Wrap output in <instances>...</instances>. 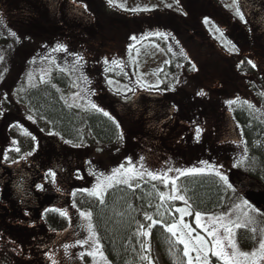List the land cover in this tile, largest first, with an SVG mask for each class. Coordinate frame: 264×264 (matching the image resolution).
I'll use <instances>...</instances> for the list:
<instances>
[{
    "label": "trees",
    "instance_id": "1",
    "mask_svg": "<svg viewBox=\"0 0 264 264\" xmlns=\"http://www.w3.org/2000/svg\"><path fill=\"white\" fill-rule=\"evenodd\" d=\"M73 1L86 7L81 0ZM94 3L88 5L100 9L93 11L88 8L90 6H87L86 11L89 14L100 13L101 19L95 18V14L94 18L96 21L101 20L106 25L107 31L116 32L113 27L119 31L122 26L123 32L119 31L120 35L116 33L115 35L120 36V39H125L128 54L133 48L129 45V40L134 35L143 33V29H164V35L147 34L146 36L141 35L139 39L156 44L167 57L164 69L157 75L161 81V89L166 94L162 96L174 110L175 126L187 130L175 142H172L175 151L183 148L184 154L198 153L199 158L204 156L218 160L222 157V163L232 165L231 172L237 181L239 178L251 179L264 189V120L253 111L252 107H249L250 103L236 100V97L233 99L219 98L222 92L218 91L225 80L215 78L216 73L213 70L220 69L225 76H228L227 80L231 79L225 69L226 66L230 68L224 63L226 54L209 45L200 22L194 21V19L198 20V14H192L191 6H188L187 1L181 3L187 18L184 15L174 16L173 13L168 12L163 14L152 12L146 15L145 23L136 21L137 26L133 25V20L124 25V22L112 19L113 16L110 14H108L109 18H105L106 14L104 15L101 11L102 4L99 2L97 5L95 0ZM6 16L0 15V17H5L3 22L0 20L1 27L8 28L9 31L18 33L17 35L20 36L16 38L14 35L15 39L11 34L0 36V57H3L0 59V118L4 116L10 118L3 119L1 139L6 142L11 141L16 149V151H10L6 157L7 161L15 160L20 154L30 152L35 147L33 133L25 125L26 123L24 124L25 118L21 115L22 113L33 119V124L30 123L32 128L60 139L70 148L96 153L98 162L105 164L104 166H108L107 161L110 155L112 156L111 152L116 151L118 154L123 146L126 150L128 148L132 150L131 146H134L138 153L141 152L140 147L143 143L146 146L151 143L145 133L136 132L139 135L137 147L132 135L133 126L129 122L126 131L122 132L119 123L122 110L113 107L114 114H110L105 109L96 111L93 108L86 110L74 106L69 107L68 105L72 104L67 101V96L72 86V77L60 64H53V69L44 82H38L35 85L17 83L16 79L9 74L6 66L9 63L22 69L28 61L23 56L30 52L20 34L30 32L34 37L45 39L44 42L55 48L58 54L59 47L57 48L54 45L55 42L51 40L53 37L59 39L63 32L55 29L46 14L41 17L42 19L28 16L29 23L21 19L22 21H19L21 24L18 26L10 22L12 21L11 16L8 14ZM51 28H53L52 32ZM40 30L42 32H39ZM14 40L15 44L12 45L11 42ZM191 42L193 45L196 43V46L192 47ZM105 52L109 53V50ZM258 52L264 54V50L260 49ZM94 53L92 65L95 66L89 62L84 63L89 70L85 82L89 94L94 92L93 85L96 86L95 93H108L103 84L107 78L120 82L126 81L127 78L123 79L118 73L112 71L113 63L108 55L100 57L97 50ZM99 65L102 66L100 72H97ZM193 65H195L194 69ZM252 65L248 59L241 60L237 63V70L249 78L244 87L248 95L252 96L251 100L256 101L259 95L264 94V81ZM201 67H204V72L200 69ZM129 68L131 67H126V70L131 83L127 84L131 91L137 93L140 85L134 82L132 71ZM93 77L97 82H94ZM202 90L205 95H197ZM226 94L227 91H223L222 97L227 96ZM229 101L236 102L229 103ZM183 108H186L185 114L182 113ZM207 108L211 109L212 116H202L201 111ZM103 112H107L111 119ZM228 119L238 130V136L235 139L223 136L228 133ZM197 129L200 130L199 135H197ZM158 142L161 145L166 140ZM4 144L0 140V147ZM142 151L145 154L149 152L147 148ZM179 155L182 154L178 153ZM240 161L243 162L238 163ZM176 188L187 203L169 199L162 201L160 193H164L165 186L161 181L142 178L130 184H116L108 188L103 193V203L89 193L75 192L72 196V204L80 211L91 213L90 219L108 264H150V262L157 264L152 253L153 249L158 252L163 264H187V259L183 255V245L177 243L176 238L164 227L176 221L178 213L176 209L186 206L191 215L196 212L202 215L222 214L238 204L242 200L243 193L237 186L228 187L213 173L179 175L176 179ZM146 214L160 223L152 224L151 220L145 218ZM44 223L49 230L60 232L67 227L68 220L59 212H52L45 216ZM149 225L152 227L149 228ZM142 231L150 234L144 236L141 234ZM11 241H17V239L12 238ZM236 242L241 249L251 250L257 244L258 239L249 229L242 227L237 231ZM14 247L17 248V245ZM14 251L16 252L12 249L13 253ZM47 258L48 262L54 264L49 257ZM210 260V264H223L214 257H210ZM3 263L14 264L13 260L9 259Z\"/></svg>",
    "mask_w": 264,
    "mask_h": 264
},
{
    "label": "rangeland",
    "instance_id": "2",
    "mask_svg": "<svg viewBox=\"0 0 264 264\" xmlns=\"http://www.w3.org/2000/svg\"><path fill=\"white\" fill-rule=\"evenodd\" d=\"M81 1L84 2L86 7L75 3L73 0H0V15L4 14V16H6V14H8L13 21L10 22L18 26L21 24L19 21L22 20H27L29 23L30 18L28 16L42 19L41 17L46 14V16L51 19L49 22L55 26V29L63 32L59 39L53 37L51 40L55 42L54 45L57 48L63 46L58 54L55 48H52L48 43L44 42L45 39L42 40L40 37H34L30 32H28V34H20L28 47V52H30L23 56L25 59L27 58L28 61L25 62V66L22 69L16 65L12 66L9 63L6 66L9 69V74L16 79L17 83L23 82V84L35 85L41 82L42 77L44 81L49 76L53 69V64H60L72 77V86L67 96V101L70 104L74 107L86 110L92 108L91 104H96L100 109H105L110 114H114L112 112L113 107L122 110L119 122L123 130L122 132L126 131L129 122L133 126L132 135L137 147L138 132L140 134L145 133L148 137L147 139L151 141L148 146L144 143L141 146L143 149L147 148V151H149L148 154L143 153L141 147V152L137 153L134 146H131L132 150L130 148L126 150L123 146L122 149L118 151V154L116 151L111 152L112 156L110 155V159L107 161L108 166H104L105 164H100L98 162L96 153L87 151L80 152L79 156H81V159H86L88 167L93 171L91 172L89 180H82L81 188L83 191L90 194V192L104 180V177L112 175L113 170L117 169L120 165H124L125 169L131 166L137 171H152L162 176L165 180H168L166 185L164 180L157 179L165 186L164 194L166 197L173 195L171 181L174 179L176 184V179L179 176V173L175 171L177 168L181 170L205 168V173H209L207 165L215 166L216 170L229 178V183L232 185V188H235L238 181L243 179L239 178L238 181L236 180L231 172L233 168L232 165L222 163V157L218 158V160L213 157L207 158L204 156L199 158L198 153L184 154L183 148L177 149V152L182 154L178 156V153L175 151L174 143L172 144V142H175L187 130L175 126L174 110H172L168 102L162 96L166 94L161 89V81L157 75L164 69L167 63V57L164 51L156 44L140 41L139 39L141 35L164 34V29L157 28V31L155 28H148L143 29V33L141 32V34L134 35L133 37L136 39L129 40V45L133 48L131 53L128 54V49L126 50L125 47V39H120V36H116L120 35V32H123L121 30L122 26H120V32L116 27H113L116 32L107 31L106 25L101 20H95V18L101 19L100 13L96 12L89 14L86 11L87 6H90L88 4H93L94 0ZM95 1H97V5L99 2L102 4L101 11L104 15L106 14L104 16L105 18H109L108 14H110L113 16L112 19L124 22V25L133 20V25L135 26H137L136 21L145 23L147 20L146 15L152 12H160L162 14L168 12L170 14L173 13L174 16L184 15L187 18L185 9H183V5H181L183 1H187L188 6H191L192 14H198V20L194 19V21L200 22L209 45H211L212 48L222 50V53L226 54V59L222 60L226 61L224 63L228 64L230 67L228 68L226 66L225 69L226 72L230 74L231 79L227 80L228 76H225L220 69L213 70V72L216 73L215 78H223L225 80L223 86L219 88L220 91L218 92H222L219 98L223 99L230 97L233 99L236 97V100L246 101L252 105L253 111L264 120V94L262 93L259 95L256 101L251 100L252 96L248 95L244 87L246 82L249 81V78L240 74L237 70V63L241 60L248 59L252 62L251 64L255 65L257 74H259L264 81V54L258 52V48H260L259 46L262 45V42L257 41L255 38L256 34L260 32L257 27H259L260 22H264V0H113L111 5H109L108 0ZM168 5H171V7ZM88 8L93 11L100 9H97L95 6H90ZM134 9L136 11H134ZM237 10L243 15V20L236 14ZM260 12H262L263 15L261 16V21L258 22L259 20H257L256 17ZM94 14L96 15L95 18ZM0 18L2 22L5 19V17ZM205 18H207V23H205ZM188 21L191 22L192 20ZM254 25H256L255 29ZM52 29L53 28L50 29L51 32ZM217 29H219V31H217ZM39 32H42V30ZM43 33H45V31ZM113 33L114 35L116 33V35L114 36ZM4 34L12 35V32L9 31L8 28L5 29L1 27L0 24V36L3 37L5 36ZM17 34L18 33L15 34L16 38L19 36ZM12 38L15 39L14 35ZM11 44H15V40L12 41ZM191 46H196V43L194 45L192 43ZM251 46H254V48ZM96 50L100 53V57L108 55L112 61H116L117 63L115 64L112 62V71L116 74L118 73L123 79L127 78L126 81L124 80L125 82H120L112 78H107L103 81L107 92L115 98V101L106 96L108 93H95V85L92 86L94 90L92 94L88 93L85 86L86 76L89 75V70L84 63L89 62L92 65V60L95 56L94 52ZM105 50H109V53H106ZM81 57L82 59H79ZM31 60L34 61L29 63ZM99 66L97 72H100L99 70L102 65ZM128 66L131 67L129 69L132 71L134 82L140 85L137 93L131 91L129 84H127L131 83L127 76L128 72L126 67ZM200 69L204 72V67ZM101 77L102 76H100V78ZM93 80L97 82L95 77H93ZM223 91H227V96L222 97ZM145 106L152 108L153 111H144ZM185 109L186 108L182 109L183 114L186 113ZM201 114L202 116L213 115L210 108L202 110ZM21 115L25 118L23 120L24 124L26 123L25 125L28 128L29 126L32 127L33 119L24 113ZM4 118L7 120L10 119L5 116ZM30 123L32 124L30 125ZM34 130L36 131L37 129L34 128ZM227 131L228 133L226 135L223 134L226 138L235 139V137L238 136V130L229 119ZM2 137L3 134H0V140L5 143L0 147V162H9L6 160V157L10 154V151H16L15 144L11 143V141H4L1 139ZM163 139H165L166 142L160 145L158 141ZM175 156L178 157L175 158ZM201 161H206L207 165L202 164ZM141 165H143V168ZM121 171L123 172V169ZM79 174L80 172L77 170L76 175ZM101 174H103V176ZM142 178L148 179L150 177L144 175ZM142 178L137 176L129 179L128 184ZM117 179L123 180L127 179V177L119 175ZM104 182L107 183V181ZM116 184L125 183L113 182L112 186ZM107 189L108 188H106V190ZM175 195L180 196L177 188ZM244 201L248 203L244 204ZM237 205H239V207H237ZM180 208L189 211L186 206H181ZM57 211L67 214L64 216L68 220L69 228L66 231L67 235L65 238L47 235V237L39 241L37 239H25V237L22 236V238H18L17 241L0 243V264H4L3 262H7L8 259L10 261L13 260L14 264H51L47 261V257H49L54 264H108L104 256L100 255L102 251L91 219H86L80 215L81 212L85 211L76 209L71 202L61 206ZM225 213H230V216H225V221L231 219L233 221L239 220L243 222L249 217L252 218L254 223L245 228L249 229L253 235L257 236V244L251 250H243L236 242V235L235 242L240 251L250 253L257 250L260 240L264 239V211L245 197V195H242V200ZM245 214H247V216H245ZM220 215L221 214L202 215L201 223L211 229L214 225L209 218ZM175 219L176 221L174 223H178L179 226L181 213L178 212ZM183 222L189 224L194 229L193 235L199 234L206 239H211L207 236V232L204 228L196 227L195 214L184 215ZM90 224L91 228H89ZM79 225L81 228L76 229ZM253 229H256V231H253ZM238 230L239 229H234L236 234ZM219 234L223 236L222 229L219 230ZM78 241L83 243H78ZM224 243L227 244V241ZM14 245H17V248H15ZM65 245L69 247L66 249L64 247ZM12 249H15L16 252L14 251L13 253ZM226 251L230 252L231 249L226 248ZM93 252H95V255L89 254ZM152 253L155 262L157 264H163L155 249L152 250ZM190 255L193 258V264H196L194 258L197 254L192 252ZM210 257L214 256H211V253H209V259ZM186 259L188 260L187 257ZM260 264H264V261H261Z\"/></svg>",
    "mask_w": 264,
    "mask_h": 264
},
{
    "label": "flooded vegetation",
    "instance_id": "3",
    "mask_svg": "<svg viewBox=\"0 0 264 264\" xmlns=\"http://www.w3.org/2000/svg\"><path fill=\"white\" fill-rule=\"evenodd\" d=\"M262 15L260 12L256 17L258 22ZM257 28L261 33L256 34L255 38L262 42V45H258L260 48H257L263 51L264 22H260ZM106 96L115 101L113 96ZM147 110L152 108L145 106L144 111ZM3 125V118H0V134L3 132ZM29 128L34 137V149L20 154L15 160L0 162V243L22 236L39 241L47 235L65 238L69 224L64 230L54 232L45 226L44 218L49 213L59 212L57 210L61 206L72 203L75 192L87 193L81 188V182L90 179L91 171L86 159L79 156L83 150L70 148L52 135L35 131L31 126ZM3 166H11L15 170L6 173ZM77 170L79 175H76ZM50 171L55 173V180L48 174ZM51 195H57L58 202L54 206L46 205L38 209ZM80 228V225L76 227Z\"/></svg>",
    "mask_w": 264,
    "mask_h": 264
},
{
    "label": "snow or ice",
    "instance_id": "4",
    "mask_svg": "<svg viewBox=\"0 0 264 264\" xmlns=\"http://www.w3.org/2000/svg\"><path fill=\"white\" fill-rule=\"evenodd\" d=\"M109 5L113 3V0H108ZM171 7V5H168ZM146 10V9H145ZM134 11H136L134 9ZM237 15L240 16V18L243 20V15L237 10ZM205 23H207V18H205ZM219 31V29H217ZM12 35H15V33H12ZM156 35H164L163 33H156ZM131 39H136L135 37H132ZM63 46H60L57 50H60ZM0 59H3V57H0ZM79 59H82L79 58ZM107 63V61H105ZM114 64L117 63L116 61H112ZM251 64L252 62L249 61ZM255 67V65H252ZM195 68V65H193V69ZM41 82L43 81V77L41 78ZM111 83V82H110ZM197 95H205V93L202 91L198 92ZM236 101H229V103H235ZM245 103H247L245 101ZM69 107H72L73 105H68ZM91 107L95 109L96 111H103L100 109L96 104H91ZM249 107L251 108L252 105L249 104ZM105 116H109L107 112H103ZM111 119V117L109 116ZM119 127V125H117ZM199 129H197V135H199ZM27 134V133H26ZM18 150V149H17ZM31 155V153H29ZM143 159V158H141ZM243 161H240L238 163H242ZM130 163V161H129ZM202 164L207 165L206 161H201ZM236 167L237 165H233ZM143 168V165H141ZM123 169V172L121 171ZM171 170V169H169ZM207 170L209 173H214L216 176L220 178L228 187H232V185L229 183V178L223 174H221L218 170H216L215 166L207 165ZM179 173L180 176L185 175H192V174H203L205 173V168H189L186 170H181L179 168L175 169ZM50 176H52L53 180H55V173L49 172ZM103 176V174H101ZM124 175L127 177V179H117V176ZM144 175H147L152 180L162 179L164 180V183L167 185L168 180H165L162 176L152 172V171H137L134 167H128L124 168V165H120L117 169H114L112 172V175L104 177V180H102L94 190L90 192L91 195L96 196L100 199V202L103 203V192L106 190V188L112 187L113 182L115 183H125L128 184L129 179L135 178V177H143ZM104 181H107L105 183ZM172 183V192L173 195L166 197L164 193H160V199L163 201L164 199H172V200H181L187 203L185 198L183 196L175 195L176 192V184L175 180L173 179L171 181ZM131 186V185H129ZM39 187V186H38ZM244 204H247V201L243 202ZM239 207V205H237ZM177 212L181 213V219L178 223H172V224H166L164 225L165 230L173 237L176 238V242L183 245V255L184 257H187V264H193V258L191 257L190 253L195 252L197 255L195 256V262L196 264H210L209 259V253H211V256H214L218 258L219 260L223 261V264H260L261 261H264V239L260 240L259 242V248L257 250H254L252 252H244L240 251L237 248L236 242H235V231L234 229H240L242 227H247L250 224H253L254 221L252 218H247L245 221L241 222L239 220L233 221L231 219L225 221V216H230V213H222L220 216L217 217H210L211 223L214 225L211 229L207 228L205 225L201 223V217L202 214L200 212L195 213V224L197 228H204V230L207 232V236L209 239H206L204 236H201L199 234L193 235L194 229L187 223L183 222V216L184 215H190V211L187 209H176ZM61 215H67L65 212H61ZM80 215L82 217H85L86 219L91 218L90 212H81ZM247 216V214H245ZM145 218L152 221V224L160 223V221L153 220L151 216L145 215ZM143 228V226H141ZM149 228L152 227V225L148 226ZM89 228H91V224L89 225ZM183 229V230H181ZM223 230V236L219 234V230ZM253 231H256V229H253ZM179 232V234H178ZM142 235L148 236L150 233L147 231H142ZM94 235V234H93ZM227 241V244L224 242ZM86 242V241H85ZM78 243H83L79 242ZM66 249L69 247L68 245L64 246ZM226 248H230L231 251H226ZM90 255H95V252L89 253ZM101 256H103V253H100ZM147 259V257H144ZM151 264V262H150Z\"/></svg>",
    "mask_w": 264,
    "mask_h": 264
},
{
    "label": "water",
    "instance_id": "5",
    "mask_svg": "<svg viewBox=\"0 0 264 264\" xmlns=\"http://www.w3.org/2000/svg\"><path fill=\"white\" fill-rule=\"evenodd\" d=\"M6 173H10L15 169L11 166H3ZM238 189L241 191L249 200H251L257 207L264 211V189L254 180H241L238 183ZM4 197V193H2ZM47 198V197H46ZM59 198L57 195H51L47 198V201L41 204L38 209L43 206L51 205L54 206L58 202Z\"/></svg>",
    "mask_w": 264,
    "mask_h": 264
}]
</instances>
